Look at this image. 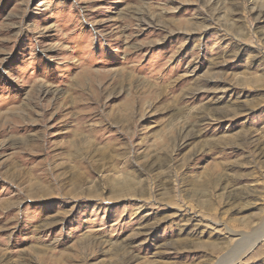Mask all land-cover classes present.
<instances>
[{
    "label": "rangeland",
    "instance_id": "rangeland-1",
    "mask_svg": "<svg viewBox=\"0 0 264 264\" xmlns=\"http://www.w3.org/2000/svg\"><path fill=\"white\" fill-rule=\"evenodd\" d=\"M0 264H264V0H0Z\"/></svg>",
    "mask_w": 264,
    "mask_h": 264
}]
</instances>
